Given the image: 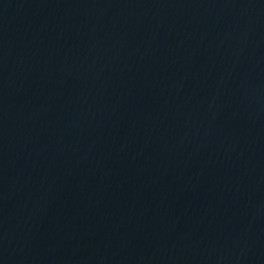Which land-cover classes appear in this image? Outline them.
<instances>
[{
  "label": "water",
  "instance_id": "95a60500",
  "mask_svg": "<svg viewBox=\"0 0 264 264\" xmlns=\"http://www.w3.org/2000/svg\"><path fill=\"white\" fill-rule=\"evenodd\" d=\"M0 264H264V0H0Z\"/></svg>",
  "mask_w": 264,
  "mask_h": 264
}]
</instances>
